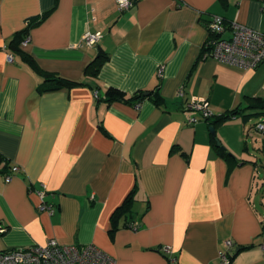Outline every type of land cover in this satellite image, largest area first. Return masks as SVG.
<instances>
[{
  "label": "crops",
  "instance_id": "0c3cea01",
  "mask_svg": "<svg viewBox=\"0 0 264 264\" xmlns=\"http://www.w3.org/2000/svg\"><path fill=\"white\" fill-rule=\"evenodd\" d=\"M134 1L120 11L118 0H0V250L55 238L95 244L116 264H223L230 239V264H264V161L250 147L264 138L246 117L255 99L264 103V62L243 68L203 51L216 14L264 32V0ZM43 14L20 48L85 84L40 91L45 76L10 48ZM87 31L102 33L96 45L83 42ZM100 50L109 58L93 78L85 69ZM110 86L127 97L160 88L164 102L108 101ZM193 96L209 99L212 119L189 123ZM234 109L214 135L210 122ZM14 164L21 169L7 182ZM133 189L130 224L123 215L112 232ZM42 190L53 214L39 209Z\"/></svg>",
  "mask_w": 264,
  "mask_h": 264
},
{
  "label": "built area",
  "instance_id": "2783aa9c",
  "mask_svg": "<svg viewBox=\"0 0 264 264\" xmlns=\"http://www.w3.org/2000/svg\"><path fill=\"white\" fill-rule=\"evenodd\" d=\"M134 4V0H118L120 11L127 10ZM208 28L216 36L211 40L210 48L205 55L243 68H256L264 62V32L237 20L227 21L225 17L217 14L209 20ZM101 38L100 31H87L83 36V42L94 46ZM28 40L29 37L24 42H28ZM8 58L13 61L14 55L9 54ZM95 94L98 97L100 91L96 90ZM178 94L184 96L183 88L179 89ZM184 106L186 109L198 113V115L190 117V124L207 120L214 115L207 98L193 96L186 100ZM257 128L264 131L263 120L258 123ZM20 169L21 167L17 164L12 165L10 171L5 175V180L10 182ZM39 193L42 199L39 209L53 214L55 209L46 201V191L42 190ZM0 231H5V227L1 223ZM235 246L236 244L232 240L226 241V249L221 251L223 264L232 262L230 253L233 252ZM162 250L166 254L171 253L169 246L162 247ZM0 264H116V261L95 244H61L57 239L51 238L44 245L0 250Z\"/></svg>",
  "mask_w": 264,
  "mask_h": 264
},
{
  "label": "trees",
  "instance_id": "16d2710c",
  "mask_svg": "<svg viewBox=\"0 0 264 264\" xmlns=\"http://www.w3.org/2000/svg\"><path fill=\"white\" fill-rule=\"evenodd\" d=\"M45 17H46V14H43L40 17H37L35 19H31V21H29L28 26L24 30L19 32L13 38V40L10 43V48L13 49L14 51H17L20 54H22L25 62H27L29 65H31V67L33 69H35L36 71H38L39 73H41L45 76V78H46L47 82H49V84H45L42 88L39 89L40 91H51V90H57V89H62V88L70 89V88H73L75 86L85 84L84 81L69 79V78L63 77L59 74L49 72V71L42 69L41 66L35 60V58H33L29 54H26L20 48L21 42L27 38L26 35L29 33L30 28L32 26H34L35 24H37L38 22L42 21V19H44ZM32 20H34V21H32ZM210 33H211V36L203 48L204 55L210 48L211 40L214 39L216 36L214 33H212V32H210ZM108 58H109V56L107 54H105L104 51L100 50L98 56L86 66L85 74L90 76V77L97 78L99 76V73L101 71L103 64L105 63V61L108 60ZM159 90H160V88L159 89L157 88V90H149V91H143L142 90V91L135 93L131 97H127V95L125 94V92L123 90H121L117 87H114V86H110L107 88V100L108 101L123 100V101H128V102H139V101L144 100L145 98H151L158 105H162L164 102V98L162 95H160ZM262 102H263L262 99H255V102L251 103L248 106V108L254 109V111L251 114H259V113L264 114V103H262ZM237 112H238V110L234 109V110L227 112L223 115H219L215 119H213L210 122V124L215 126L217 123H219L221 121L231 119L237 115ZM214 116L215 115H213L212 117H214ZM212 117L207 119V120L212 119ZM214 139L216 141H218L216 136ZM217 148H218L219 152L221 153V155L226 160H228L232 163L236 162V157L232 153L223 149L222 146L218 145V144H217ZM0 164H3V167H6L8 165L6 157L3 156L1 153H0ZM134 198H135V189H133L129 193V195L127 196V198L123 202V204L114 212V214L112 216V223H113L112 229H111L112 232H114L118 228V220L123 215L127 219V221L125 222V225L130 224L128 219L131 216L130 212H131V206L133 204ZM248 247L249 246H244L242 248H248ZM236 255H237V252H235L234 250H233V252L230 253L231 261L235 258Z\"/></svg>",
  "mask_w": 264,
  "mask_h": 264
},
{
  "label": "rangeland",
  "instance_id": "374dc122",
  "mask_svg": "<svg viewBox=\"0 0 264 264\" xmlns=\"http://www.w3.org/2000/svg\"><path fill=\"white\" fill-rule=\"evenodd\" d=\"M249 111H254V109H249ZM249 115L246 116L248 117L247 120H248V124L250 127H252L254 133L256 134L255 136L256 137H259L261 139L264 138V131H260L258 128H257V125L258 123L263 120L264 121V114H251V113H248ZM245 117V116H243ZM255 137V138H256ZM251 151L254 152L256 154V158L257 159H262L264 161V147L262 148H253V145L251 146ZM262 172V177L264 178V170L261 171Z\"/></svg>",
  "mask_w": 264,
  "mask_h": 264
},
{
  "label": "water",
  "instance_id": "95a60500",
  "mask_svg": "<svg viewBox=\"0 0 264 264\" xmlns=\"http://www.w3.org/2000/svg\"><path fill=\"white\" fill-rule=\"evenodd\" d=\"M211 131L213 132V134L215 135V127L211 126ZM218 144L221 145V142L218 140ZM222 146V145H221ZM223 149L226 150V148L224 146H222ZM241 247H238L236 250L239 251Z\"/></svg>",
  "mask_w": 264,
  "mask_h": 264
}]
</instances>
